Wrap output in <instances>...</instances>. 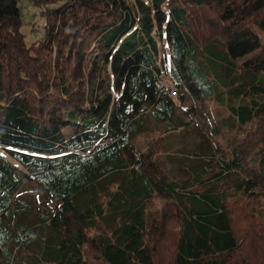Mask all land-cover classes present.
<instances>
[{
	"label": "trees",
	"instance_id": "1",
	"mask_svg": "<svg viewBox=\"0 0 264 264\" xmlns=\"http://www.w3.org/2000/svg\"><path fill=\"white\" fill-rule=\"evenodd\" d=\"M23 1L0 0V216L38 217L20 247L39 229L6 263L264 264V0H27L32 43ZM186 98L217 106L197 182L156 165Z\"/></svg>",
	"mask_w": 264,
	"mask_h": 264
},
{
	"label": "rangeland",
	"instance_id": "2",
	"mask_svg": "<svg viewBox=\"0 0 264 264\" xmlns=\"http://www.w3.org/2000/svg\"><path fill=\"white\" fill-rule=\"evenodd\" d=\"M23 10L27 21L36 24L34 31H31L29 24L24 26L23 31L27 34V42L32 43L42 39L45 30L44 19L27 0L23 1ZM168 84L171 85V82ZM215 107L217 106H210L205 110V106L203 107L202 103L196 102L193 98H186L185 101L179 103L178 113L185 125L172 132L164 133L165 147L156 160V165L161 167L170 178L175 179L180 176V172L184 170L179 168L182 166L187 168L188 172L186 173H189L192 182H197L202 177L204 165L209 163L215 153L216 139H219L214 133ZM163 131L162 128L160 132ZM146 142L145 136L136 139V144L142 150H145ZM19 195L25 202L42 201L45 198L43 191L32 184L24 185ZM22 205V203H17L10 212L0 216V264H7L5 259L9 252L18 255L23 250L34 248L32 247L31 233L34 230L38 231V227L32 229L23 246H19L20 230H16V228H26L31 223L38 222V217L30 215V213L27 214L26 210L21 209ZM38 248L36 245L35 249L38 250Z\"/></svg>",
	"mask_w": 264,
	"mask_h": 264
},
{
	"label": "built area",
	"instance_id": "3",
	"mask_svg": "<svg viewBox=\"0 0 264 264\" xmlns=\"http://www.w3.org/2000/svg\"><path fill=\"white\" fill-rule=\"evenodd\" d=\"M171 82L170 78L167 76L165 80L163 81H158V86L163 90L165 87L170 86L171 87V92L170 95L175 97L177 95V92L175 90V88L173 87L172 83L171 85H169L168 83Z\"/></svg>",
	"mask_w": 264,
	"mask_h": 264
}]
</instances>
